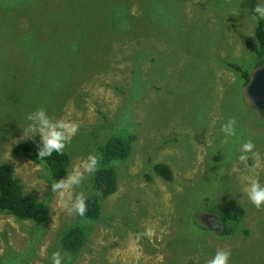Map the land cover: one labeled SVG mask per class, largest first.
Returning a JSON list of instances; mask_svg holds the SVG:
<instances>
[{
	"label": "rangeland",
	"instance_id": "rangeland-1",
	"mask_svg": "<svg viewBox=\"0 0 264 264\" xmlns=\"http://www.w3.org/2000/svg\"><path fill=\"white\" fill-rule=\"evenodd\" d=\"M115 2L0 0V163L49 207L44 224L0 212V264H51L57 250L63 264H207L218 248L231 250L229 264H264V208L244 192L250 180L264 185V118L224 65L254 69L245 38L264 0H131L128 29L129 20L110 18ZM40 107L79 125L64 149L68 171L98 155L107 137L134 136L129 155L112 163L117 190L101 201L99 218L81 221L86 240L76 252L58 239L80 219L51 193L41 163L12 153L31 137L22 128ZM231 117L237 134L223 144ZM248 139L255 155L240 161ZM157 162L170 166L172 180L155 173ZM91 177L75 192L92 195ZM212 207L243 208L235 231L221 233ZM148 227L151 240L142 235Z\"/></svg>",
	"mask_w": 264,
	"mask_h": 264
},
{
	"label": "trees",
	"instance_id": "trees-1",
	"mask_svg": "<svg viewBox=\"0 0 264 264\" xmlns=\"http://www.w3.org/2000/svg\"><path fill=\"white\" fill-rule=\"evenodd\" d=\"M4 1V0H1ZM131 0H117L111 7L110 18L120 20L124 24L128 21L126 29L132 26L135 19L130 11ZM255 15V14H254ZM134 17V18H133ZM107 21V20H106ZM121 23L118 26L121 29ZM107 26L112 28L107 21ZM245 44L253 57L250 67L255 69L264 63V20L256 19L254 34L251 38H245ZM225 66L231 67L242 80L243 86L249 82L251 70L244 67L239 62L225 61ZM253 115L257 118V112L252 108ZM264 118V117H263ZM134 139L132 134L111 135L105 142L98 146V157H100L99 169L92 174L90 183L94 193L87 197L88 211L85 217L80 219L63 230L58 241L60 247L68 252L79 251L86 240L85 227L82 220H96L101 214V201L108 195L117 190L116 169L112 166L113 161L125 159L131 151V143ZM40 145V136H31L15 143L12 153L22 155L35 163H41L49 173L52 181L63 178L68 172L70 162L69 154L53 152L49 157L40 159L37 157ZM153 169L156 174L164 180H172L173 174L170 166L164 162H157ZM52 181V182H53ZM222 224V234L229 235L235 231L237 223L242 219L244 210L239 207L230 212H223L217 207H212ZM0 212L12 215L19 220H32L36 224H44L49 217V207L47 203L24 193L23 184L18 176L15 175L14 168L7 162L0 163Z\"/></svg>",
	"mask_w": 264,
	"mask_h": 264
},
{
	"label": "clouds",
	"instance_id": "clouds-1",
	"mask_svg": "<svg viewBox=\"0 0 264 264\" xmlns=\"http://www.w3.org/2000/svg\"><path fill=\"white\" fill-rule=\"evenodd\" d=\"M255 14L254 18L258 20H264V4L258 3L253 9ZM233 15H239L238 12H233ZM26 120L29 122L23 129V136H35L40 134V145L38 148L37 157L43 159L49 157L56 152L63 154L66 144L70 142L72 136H74L78 130L79 125L72 121L64 119H52L47 114L43 107L26 115ZM236 119L235 117L229 118L225 123L221 125V131L224 134L222 143L227 144L229 137H235L236 132ZM255 145L251 139H248L241 146L242 155L239 157L240 161L247 159L246 153L253 152ZM100 157L94 154H89L85 160L79 165L73 166L71 171L59 179L54 180L51 183V193L57 194L63 201V206L72 214H76L80 217H85L88 211L87 196L84 192H75V189L79 187L86 178L87 175L94 174L100 166ZM232 171L239 172L237 166H233ZM250 172L255 173V168H251ZM249 201L258 209L264 208V185L258 180H250L248 185L244 189ZM214 225L216 222H213ZM142 235L147 236L149 240L154 235V230L148 227ZM231 250L226 248H218L211 259L207 261V264H229L231 257ZM65 257L59 250L54 251L51 255V264H63ZM71 257L68 256L70 261Z\"/></svg>",
	"mask_w": 264,
	"mask_h": 264
},
{
	"label": "water",
	"instance_id": "water-1",
	"mask_svg": "<svg viewBox=\"0 0 264 264\" xmlns=\"http://www.w3.org/2000/svg\"><path fill=\"white\" fill-rule=\"evenodd\" d=\"M243 92L249 105L259 116L264 117V63L251 70L249 82Z\"/></svg>",
	"mask_w": 264,
	"mask_h": 264
}]
</instances>
